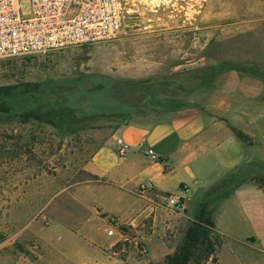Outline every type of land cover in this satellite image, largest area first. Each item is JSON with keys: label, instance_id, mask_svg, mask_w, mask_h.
<instances>
[{"label": "rangeland", "instance_id": "rangeland-1", "mask_svg": "<svg viewBox=\"0 0 264 264\" xmlns=\"http://www.w3.org/2000/svg\"><path fill=\"white\" fill-rule=\"evenodd\" d=\"M196 4L195 14H183L185 9L173 11L166 0H135L133 13L109 40L0 59V103L7 96L16 110L0 118V244L4 252L28 257L36 264L44 263L46 255L45 264H75L80 245L74 234L78 218L99 220L105 233L108 218L120 216L133 222L145 236L152 260H159L165 250L172 253L178 247L202 204L201 198L189 199L185 210L181 199L178 208L171 210L160 197L164 194L151 191L150 206L125 214L76 205L78 184L96 180L85 171L86 162L112 128L124 122V116L87 118L58 130L31 117L24 119V104L31 99L44 101L82 77L99 74L122 81L165 82L159 100H146L132 111L142 118L160 119L167 111L186 107L203 109L211 94L219 92L220 119L246 128L251 146L241 143L236 171L226 168L230 162H217L220 169L208 183L207 210L226 236L216 249L217 264H264V185L230 175L239 172L246 179L264 178V78L229 71L202 83L197 76L203 68L217 64L264 72V0ZM223 179L226 182L218 192ZM138 194L145 199V193ZM155 209L160 216L155 217ZM248 233L257 235L255 242L243 245ZM109 239L112 243L113 238ZM115 251V258L126 264H150L147 256L135 258L128 248L123 252L118 245Z\"/></svg>", "mask_w": 264, "mask_h": 264}, {"label": "crops", "instance_id": "crops-1", "mask_svg": "<svg viewBox=\"0 0 264 264\" xmlns=\"http://www.w3.org/2000/svg\"><path fill=\"white\" fill-rule=\"evenodd\" d=\"M218 95L219 92L212 93L203 109L186 107L170 110L160 119L132 115L113 127L84 166L96 180L78 184L76 205L84 209L97 207L115 215L125 214L133 208L150 206L148 199H151L149 193L152 191L158 195L179 194L182 208L186 210L185 202L196 190L198 195L195 199L201 198L202 204L206 203L211 194L208 188L210 178L220 169L217 162H230L226 168L236 171V164L241 161L242 142L234 136L232 129L249 134L246 128L226 124L220 119L222 101ZM117 142L127 146L123 155L116 152ZM148 151L154 158L148 155ZM224 181L226 179L218 185V192L222 191L220 186ZM138 185L147 187L142 191L145 199L138 194ZM183 187L186 192L180 193ZM156 215L160 216L159 210L155 211ZM98 221L78 218L74 234L78 236L80 245L75 264H126L109 251L111 241ZM215 231L220 241H225L226 236L216 226ZM256 236L255 233L245 235L243 245L254 244ZM167 254L171 252L165 250L159 260H152L149 247L146 262L162 263ZM48 261L46 255V260L40 264ZM0 264L36 263L28 257L20 258L17 254L4 252L0 244Z\"/></svg>", "mask_w": 264, "mask_h": 264}, {"label": "built area", "instance_id": "built-area-1", "mask_svg": "<svg viewBox=\"0 0 264 264\" xmlns=\"http://www.w3.org/2000/svg\"><path fill=\"white\" fill-rule=\"evenodd\" d=\"M134 1L0 0V59L44 55L109 40L120 30L125 18L133 13ZM204 1L166 0L173 11L185 9L183 14H195L198 11L194 7L196 2ZM126 148L117 142L119 155H123ZM148 155L154 158L151 151ZM138 187L141 193L147 190L146 186ZM179 192L185 193L186 188ZM160 197L171 210L177 209L182 199L179 194ZM105 235L113 238L109 251L114 255L118 245L123 252L128 248L135 258L148 255L145 236L124 217L110 216Z\"/></svg>", "mask_w": 264, "mask_h": 264}, {"label": "trees", "instance_id": "trees-1", "mask_svg": "<svg viewBox=\"0 0 264 264\" xmlns=\"http://www.w3.org/2000/svg\"><path fill=\"white\" fill-rule=\"evenodd\" d=\"M236 71L243 75L264 78V72L256 68H243L232 64H217L203 68L198 78L212 82L222 73ZM165 82L159 80H116L108 76L91 74L73 82L70 87L56 92L44 101L31 99L24 104V119L34 118L53 125L61 130L64 125L72 126L87 118L105 115L124 116L127 121L132 111L142 102L159 100L161 88ZM58 87V86H57ZM22 96V95H21ZM20 97V96H19ZM0 103V118L15 114L11 100L6 96ZM234 136L251 146L249 137L240 130L232 129ZM242 181L264 185V178L246 179L242 173H236ZM170 195V194H164ZM3 236H0V242ZM220 239L215 225L207 210V204L200 205L194 218L187 225L183 239L178 247L165 255L162 264H217L216 249Z\"/></svg>", "mask_w": 264, "mask_h": 264}, {"label": "water", "instance_id": "water-1", "mask_svg": "<svg viewBox=\"0 0 264 264\" xmlns=\"http://www.w3.org/2000/svg\"><path fill=\"white\" fill-rule=\"evenodd\" d=\"M197 195H198V190H196V191L194 192V194H193V196L191 197V199H195V198L197 197Z\"/></svg>", "mask_w": 264, "mask_h": 264}]
</instances>
